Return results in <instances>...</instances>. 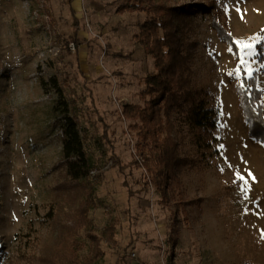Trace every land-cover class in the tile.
<instances>
[{
	"label": "rangeland",
	"instance_id": "obj_1",
	"mask_svg": "<svg viewBox=\"0 0 264 264\" xmlns=\"http://www.w3.org/2000/svg\"><path fill=\"white\" fill-rule=\"evenodd\" d=\"M211 1L239 58L208 12L195 10L182 51L193 87L217 108V127L201 148L183 113L170 108L177 152L189 162L175 198L164 200L134 162L142 158L121 114L123 104L143 102L154 69L135 37L146 13L116 12L123 0H0V264H30L41 253L34 236L48 234L63 179L61 107L77 118L96 167L95 233L116 225L117 243L102 238L94 264H264V146L248 135L235 90L241 69L255 75L264 107V0H170ZM73 33L77 45L66 43ZM79 237L86 256L90 240L84 231Z\"/></svg>",
	"mask_w": 264,
	"mask_h": 264
},
{
	"label": "trees",
	"instance_id": "obj_2",
	"mask_svg": "<svg viewBox=\"0 0 264 264\" xmlns=\"http://www.w3.org/2000/svg\"><path fill=\"white\" fill-rule=\"evenodd\" d=\"M199 9L208 12L217 37L228 44L238 60L239 46L221 21L215 1L173 4L170 0H123L116 8L118 13L145 12L147 15L135 37L144 53L153 58L154 69L144 77V88L139 93L143 102L123 104L121 114L134 132L136 151L142 158L134 162L142 165L147 175L146 184L151 182L164 200L175 198L180 184V166L189 162L177 152V140L168 119L170 108L175 106L183 113L193 142L201 148L210 147L209 141L217 127V108L210 106L207 93L193 87L188 56L182 51L183 29L191 24L195 10ZM74 35L71 34L66 43L77 45L79 42ZM256 49V57L263 61V43L256 44ZM240 73L235 90L248 123V135L264 146L262 91L257 87L255 75L247 76L243 69ZM61 108L63 179L54 186L56 200L48 214V234L34 236L42 250L30 264H94L103 255L102 238L117 243L116 225L109 224L102 236L95 233L89 213L98 205L90 181V172L96 167L84 148L77 118L66 112L67 107ZM65 202H68L67 209H64ZM81 231L91 244L86 256L81 255L85 247V241L79 237Z\"/></svg>",
	"mask_w": 264,
	"mask_h": 264
},
{
	"label": "built area",
	"instance_id": "obj_3",
	"mask_svg": "<svg viewBox=\"0 0 264 264\" xmlns=\"http://www.w3.org/2000/svg\"><path fill=\"white\" fill-rule=\"evenodd\" d=\"M132 256H134V253H132Z\"/></svg>",
	"mask_w": 264,
	"mask_h": 264
}]
</instances>
